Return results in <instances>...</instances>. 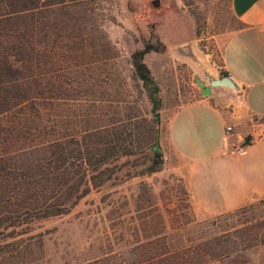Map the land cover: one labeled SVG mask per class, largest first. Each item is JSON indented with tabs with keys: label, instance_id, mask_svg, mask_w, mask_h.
Masks as SVG:
<instances>
[{
	"label": "rangeland",
	"instance_id": "obj_1",
	"mask_svg": "<svg viewBox=\"0 0 264 264\" xmlns=\"http://www.w3.org/2000/svg\"><path fill=\"white\" fill-rule=\"evenodd\" d=\"M228 6V0H0V71L7 88L17 77L36 96L45 128L34 136L90 134L92 141L119 134L134 145L130 159L140 161L149 134L158 133L163 154L160 169L123 166L117 179L93 187L66 213L0 230V264H229L231 254L264 241V200L200 220L179 177L164 167L166 118L195 99L193 73L219 61L217 33L234 25ZM145 73L157 86L156 107ZM10 118L0 116V152L12 160ZM17 151L24 170L25 148Z\"/></svg>",
	"mask_w": 264,
	"mask_h": 264
},
{
	"label": "crops",
	"instance_id": "obj_2",
	"mask_svg": "<svg viewBox=\"0 0 264 264\" xmlns=\"http://www.w3.org/2000/svg\"><path fill=\"white\" fill-rule=\"evenodd\" d=\"M228 4L234 25L217 33L219 61L193 73L210 93L203 94L197 83L195 99L181 103L166 118L161 141L165 170L179 177L192 215L200 220L264 200V122L256 131L251 124L252 116L264 114V0ZM221 72L250 85L244 92L212 85V79L224 76ZM227 123L234 124L230 136ZM246 134L252 137L244 151L222 153L228 142ZM229 257V264H264V241Z\"/></svg>",
	"mask_w": 264,
	"mask_h": 264
},
{
	"label": "trees",
	"instance_id": "obj_3",
	"mask_svg": "<svg viewBox=\"0 0 264 264\" xmlns=\"http://www.w3.org/2000/svg\"><path fill=\"white\" fill-rule=\"evenodd\" d=\"M142 77L149 83V96L156 107L154 92L157 86L148 74ZM7 81L0 71V116H12L9 120L10 143L14 147L9 152L10 155L13 152L12 160L2 159L4 154L0 152V230L11 228L9 232H16L19 225L68 212L93 187H101L117 179L123 166L138 167L133 172L161 168L163 154L158 133L152 139L149 134L148 150L140 161L130 159L136 153L134 145L124 141V138L121 140L119 134L113 139L105 137L92 141L85 138L90 134L74 135L66 140L56 136H34L33 130L45 128H41L45 126L41 106L36 96H30L17 82V77L9 80L12 83L8 88L4 85ZM104 129H97L98 133L104 132ZM21 136L25 137V145L18 146ZM24 148L25 169L18 171L21 166L13 156H19L17 150ZM122 157L125 158L121 160ZM119 160V166L108 165ZM131 173L127 169L125 176ZM4 177L9 180L6 184L1 181Z\"/></svg>",
	"mask_w": 264,
	"mask_h": 264
},
{
	"label": "built area",
	"instance_id": "obj_4",
	"mask_svg": "<svg viewBox=\"0 0 264 264\" xmlns=\"http://www.w3.org/2000/svg\"><path fill=\"white\" fill-rule=\"evenodd\" d=\"M224 76H228L234 83V87L238 92H244L245 89L250 85L249 83H244V82H240L238 80H236L231 74L227 73L224 74ZM264 122V114L257 117V116H252V130H257V126L261 123ZM225 132L228 136L232 135L234 132V124L232 123H227L225 125ZM252 137V134H251ZM243 140H244V136H240L239 141L238 142H233L227 143L226 148L222 151L223 154H233V153H239L244 151L245 145H243Z\"/></svg>",
	"mask_w": 264,
	"mask_h": 264
},
{
	"label": "water",
	"instance_id": "obj_5",
	"mask_svg": "<svg viewBox=\"0 0 264 264\" xmlns=\"http://www.w3.org/2000/svg\"><path fill=\"white\" fill-rule=\"evenodd\" d=\"M152 3L154 5L158 4V0H152ZM197 83L201 86V92L203 94H209L210 93V89L208 86H204L203 87V82L201 80H197ZM211 84L212 85H218V84H223V85H229L231 87H234V83L233 81L228 77V76H220L218 78L212 79L211 80ZM251 140V134H246L244 136V140H243V145H246L250 142Z\"/></svg>",
	"mask_w": 264,
	"mask_h": 264
}]
</instances>
